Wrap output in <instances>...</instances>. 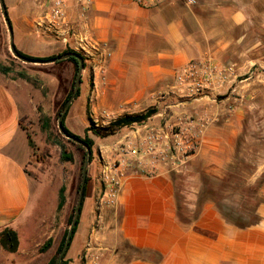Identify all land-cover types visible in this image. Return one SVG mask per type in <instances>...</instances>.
<instances>
[{
  "label": "crops",
  "instance_id": "obj_1",
  "mask_svg": "<svg viewBox=\"0 0 264 264\" xmlns=\"http://www.w3.org/2000/svg\"><path fill=\"white\" fill-rule=\"evenodd\" d=\"M3 1L15 46L34 47L51 0ZM64 1L66 26L60 33L90 38L109 52L106 81H95L105 108L141 112L187 63L208 60L233 68L235 94L243 99L232 98V93L224 99L229 107L230 100L240 102L233 110L245 115L252 95L244 91L249 77L243 74L250 64L264 66V24L259 30L250 25L254 16L264 14L250 6L252 0H195L193 5L172 0L156 7L131 0ZM84 1L89 4L82 14ZM55 40L47 47H63ZM216 106L213 114H221L223 103ZM21 116L15 93L0 78V230L14 231L20 243L26 227L39 217L41 200V195L33 198L37 183L26 173L28 138ZM221 128L232 136L238 131L214 124L199 142L197 159L215 169L222 163L217 156L226 140ZM209 154L211 161L206 159ZM260 192L256 219L237 225L211 201L199 203L197 193L180 205L176 184L165 170L129 172L111 206H94L93 189L85 196L71 255H82L83 264H264V184Z\"/></svg>",
  "mask_w": 264,
  "mask_h": 264
},
{
  "label": "rangeland",
  "instance_id": "obj_2",
  "mask_svg": "<svg viewBox=\"0 0 264 264\" xmlns=\"http://www.w3.org/2000/svg\"><path fill=\"white\" fill-rule=\"evenodd\" d=\"M252 1L250 6L263 15L264 0ZM46 14L48 17L43 31L36 33L38 40L35 46L15 47L17 51L35 60L53 59L66 49H71L83 59L80 85L68 108L64 123L71 133L80 138L85 137L87 128L90 129L87 135L93 145L86 174L88 181L84 185V198L93 189L94 206L98 209L111 206L103 201L104 192L109 187L106 179L108 175H113L120 169L125 173H144L156 167L155 173L165 170L176 184L180 205L197 193L201 202L211 201L219 212L238 223L245 224L256 219L254 210L263 199L260 191L264 184V66L250 64L247 72L243 74L249 77L244 91L252 95L247 101L243 117L233 110L240 102L236 99L230 100L229 107L224 99L230 93L232 98L243 99V96L235 94L236 82H205L198 88L193 80L180 82L177 79L178 70L172 83L164 91L153 95L149 106L144 107L141 112L131 114H144L152 110L153 114L149 118L139 124L124 126L114 134L98 136L92 129L106 126L118 117L130 114L126 112L128 109L125 106L115 110L105 108L97 98L95 81L100 84L106 81L105 62L109 57L107 47L87 37H72L65 31L60 33L66 26L65 5L61 17L63 19L60 18L59 21L54 22L49 18L53 14L51 1ZM260 15L254 16L250 24L258 30L264 24V17ZM69 36L72 37L71 41ZM42 37L47 40L41 41ZM55 38L63 43V47H47L50 41H57ZM68 59L55 63L30 64L15 58L9 49V33L0 8V78L8 83L20 105L21 127L28 138L26 173L37 183L33 188V198L41 195L39 217L26 227L21 243L18 238L15 252H21L22 249L23 255H14L15 252L0 248V264H48L72 222L68 220L71 213L74 214L77 203L84 160H81V152L73 144L75 142H69L57 128V112L73 82L75 86V67ZM219 102L223 103L224 109L221 114L214 115V109ZM214 124L238 130L232 136L221 128L222 136L226 140L217 156L222 161L219 169L204 162V159H197L200 144L183 160L172 148L180 138L182 142L185 140L184 134L188 133L187 130L201 129V141ZM156 132L162 136V141L158 143V149L162 153L145 154L142 140L148 133ZM229 142L230 145L227 144ZM62 149L72 154L71 161L61 159ZM209 157L210 154L206 159L211 161L212 158ZM154 162L156 165L152 166ZM62 187L65 189V202L58 209ZM185 213L186 216L189 214L187 211ZM76 232L77 227L63 264H83L82 255L78 258L71 255ZM49 239L50 246L41 252L40 249Z\"/></svg>",
  "mask_w": 264,
  "mask_h": 264
},
{
  "label": "built area",
  "instance_id": "obj_3",
  "mask_svg": "<svg viewBox=\"0 0 264 264\" xmlns=\"http://www.w3.org/2000/svg\"><path fill=\"white\" fill-rule=\"evenodd\" d=\"M134 3L142 6V7H156L172 0H131ZM186 3L189 5L195 4V0H186ZM88 1H84L81 4V13L84 14L86 9L88 8ZM52 12L53 14L49 16L52 21H59L62 17V11L65 5L64 0H51ZM63 19V18H61ZM234 70L231 66L228 67H218L211 64L208 60H195L189 62L185 65L180 71L177 73V79L180 82L185 80H193L196 87H200L203 83H217V82H228L234 76ZM188 132L185 135V140L182 142L176 141L175 145H173V149L180 154V158L183 160L188 158L198 147L200 137L202 134L201 129H195L193 131ZM178 136V135H177ZM160 133H148L142 140V145L144 148L145 154H161L162 152L158 149V143L162 141ZM178 138V137H177ZM180 160V159H179ZM153 163V162H152ZM155 162L154 165L155 166ZM156 167H152V169L144 171H134L135 173L140 174H154ZM124 170L120 169L113 175H108L106 177L109 187L104 192V203L112 205L114 201V197L116 196L117 190L121 185L122 178L126 176ZM102 201V202H103Z\"/></svg>",
  "mask_w": 264,
  "mask_h": 264
},
{
  "label": "trees",
  "instance_id": "obj_4",
  "mask_svg": "<svg viewBox=\"0 0 264 264\" xmlns=\"http://www.w3.org/2000/svg\"><path fill=\"white\" fill-rule=\"evenodd\" d=\"M19 52V51H18ZM68 52H74L72 51L71 49H66L64 50V53H68ZM20 55H23L25 57H28V58H32L30 56H27L25 54H22L21 52H19ZM59 56V55H58ZM69 61H71L75 67V74H74V78L77 74V71H78V68H79V61L76 59V58H73V57H70L68 59ZM2 71H5L4 69H2ZM73 78V80H74ZM73 87H74V82L71 86V90L68 92V94L66 95L64 101L62 102L58 112H57V115L59 116V114L61 113L62 109L64 108V106L66 105L67 101L69 100V98L71 97L72 95V91H73ZM153 114V111L152 110H149L147 112H145L144 114H137V115H131V114H126V115H123L121 117H118L115 121L111 122L110 124L106 125V126H101V127H96L93 130L94 134L95 135H98V136H107V135H111V134H114L118 129L124 127V126H129V125H132L134 123H141L143 121H145L147 118H149L151 115ZM67 115V112L66 114L64 115L63 119H62V125L64 127V129L71 135H74L73 133H71L66 127H65V123H64V120H65V117ZM88 130L90 129H86V135L84 138H80L79 136L77 135H74L78 138H80L84 143H86L89 147H90V150L92 149V145H93V142L92 140L88 137L87 135V132ZM69 142H72L70 140H68ZM73 143V142H72ZM76 148L81 152V160L83 161L84 160V155L86 154L85 152V148L80 145V144H75L73 143ZM61 159L63 160H66V161H71L73 159V156L72 154L70 153H66V151L64 149H62L61 151ZM90 160H91V156H90ZM88 181V176H86V181L85 183H87ZM79 189H80V184H79ZM65 189L62 187L60 189V192H59V203H58V209H60L64 202H65ZM84 194H85V186H84V190H83V197H82V204H83V199H84ZM198 202L199 203H202L200 201V196H198ZM82 204H81V207H80V213H81V209H82ZM217 208V207H216ZM219 211V210H218ZM179 215L180 217H185L183 215V212L182 210L179 211ZM220 214L227 220L237 224V225H244L242 223H238L237 221H234L232 219H230L228 216H226L225 214L221 213ZM72 216H73V213H71L70 217H69V220L68 222H71L72 220ZM79 217H80V214H79ZM79 217L76 221V226L74 227V230H73V233H72V236H71V240H70V243L68 245V248L72 242V239H73V236L75 234V231H76V227L78 225V221H79ZM245 224H248V223H245ZM66 234H67V230H65L62 238H61V241L58 245V248L56 250V253L55 255L50 259V261L48 262V264H54L56 258H57V255L59 254V252L61 251L63 245H64V241H65V237H66ZM51 244V240L49 239L44 245L43 247L40 249L41 252L45 251ZM0 248H4L10 252H15L18 248V237H17V234L12 231V230H9V229H3V230H0ZM67 248V250H68ZM66 250V251H67ZM66 252L64 253V256H65ZM64 256L62 258V260L60 261L59 264H63L64 263Z\"/></svg>",
  "mask_w": 264,
  "mask_h": 264
},
{
  "label": "water",
  "instance_id": "obj_5",
  "mask_svg": "<svg viewBox=\"0 0 264 264\" xmlns=\"http://www.w3.org/2000/svg\"><path fill=\"white\" fill-rule=\"evenodd\" d=\"M0 8H1L2 15H3V19H4L5 24L7 26L8 33H9V49L15 58H17L21 62L30 63V64L55 63L57 61L65 60V59H68L70 57L76 58L79 61V68H78L76 78H75L74 91H73L71 97L69 98V100L67 101L66 105L64 106V108H63V110H62V112L59 115L58 120H57V128H58L59 133L63 137H65L66 139L82 145L86 150L85 159H84L83 166H82V175H81L79 195H78L77 203H76V206L74 209L73 219H72V222L69 226V229H68L65 241H64V245H63L61 251L59 252V254H58V256L54 262V264H59L60 261L62 260L63 256H64V253L66 252V250L68 248L74 227L76 226V221H77L79 214H80V207L82 204V197H83V190H84V185H85V180H86L87 168H88V164L90 162V156H91L90 147L86 143H84L80 138L69 134L64 129V127L62 125V119H63L64 115L66 114V112L68 111V108H69L72 100L74 99L75 94L77 93L79 85H80L81 72L84 68L83 59L79 54H77L75 52L64 53V54H61V55H59L53 59H50V60H35V59H31V58L25 57L23 55H20L18 53L15 45H14L12 26H11L10 20L8 18V13H7V10H6V7L4 5L3 0H0Z\"/></svg>",
  "mask_w": 264,
  "mask_h": 264
}]
</instances>
